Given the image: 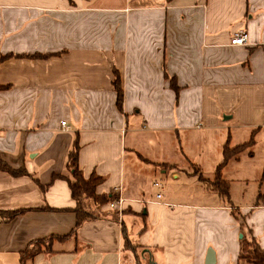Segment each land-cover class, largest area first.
Instances as JSON below:
<instances>
[{
  "label": "crops",
  "instance_id": "1",
  "mask_svg": "<svg viewBox=\"0 0 264 264\" xmlns=\"http://www.w3.org/2000/svg\"><path fill=\"white\" fill-rule=\"evenodd\" d=\"M239 29L247 41L231 45ZM7 55L0 161L26 174L0 169V212L22 210L0 214V264H255L240 247L245 237L264 250V194L236 206L154 187L168 169L177 179L203 162L214 176L225 141L251 135L245 152L262 153L253 178L264 179V0H0ZM75 137L83 177L100 176L96 194L111 197L81 199L92 218L76 229L66 166Z\"/></svg>",
  "mask_w": 264,
  "mask_h": 264
},
{
  "label": "trees",
  "instance_id": "2",
  "mask_svg": "<svg viewBox=\"0 0 264 264\" xmlns=\"http://www.w3.org/2000/svg\"><path fill=\"white\" fill-rule=\"evenodd\" d=\"M7 56H0V61L5 59ZM171 86L176 87V82L174 78H170ZM114 89L116 91V103L118 107H121L122 101V90L120 87V77L118 74L115 75L113 80ZM254 144L253 135L250 139L242 144L236 146H230L229 140L227 139L222 147V160L217 164L214 176L212 180L206 179L198 166H194V172L197 174L198 178L207 183V187L218 193L222 198L229 197V184L222 178V169L229 162L230 159L235 157L241 152L248 150ZM78 151L79 144L77 137L74 138L72 146L67 154L66 166L70 170L71 180L70 189L72 196L78 201L76 208L74 209L77 217L75 229L85 220L92 218V215L83 210L80 205V201L83 198H92L98 203H104L109 201L111 197L106 195L96 194V187L100 184L102 178L94 173H92L88 178H84L78 164ZM250 153V152H249ZM145 160V159H143ZM0 169L7 171L12 176H19L26 174L24 168H11L4 162L0 161ZM22 210H12L0 212L4 220L11 219L15 215L21 213ZM45 243V240L37 241L33 243L30 247L26 248L20 253L21 262H25L27 259L33 257L36 253L42 250L41 245ZM128 243V242H127ZM129 244V243H128ZM240 257L247 260L253 261L255 264H264V250L260 249L256 244L254 239H246L245 237L241 241L240 247Z\"/></svg>",
  "mask_w": 264,
  "mask_h": 264
},
{
  "label": "rangeland",
  "instance_id": "3",
  "mask_svg": "<svg viewBox=\"0 0 264 264\" xmlns=\"http://www.w3.org/2000/svg\"><path fill=\"white\" fill-rule=\"evenodd\" d=\"M240 161L234 162L229 165V169L227 172L229 184V197L221 198V202L226 204L233 203L238 206L240 203H250L249 201L254 199L252 197V191H258L261 194H264V179L255 180L254 170L256 167L261 165L260 163L263 160V155L259 150H256L252 157H249L247 153L244 151L240 155ZM192 163H197L192 161ZM204 163V170L201 168L200 171L203 173V176L207 179H212L211 169L208 167L207 162ZM192 166V164H191ZM239 167L242 170L243 176L248 177V183L245 184L242 181V176L239 177L240 172H236V168ZM193 166L191 167V171H194ZM161 170V169H160ZM235 170V172H233ZM169 169L167 170V174L163 176L156 177V181L160 183L159 187L162 186V189L165 191L171 192V195L174 194L179 199H190L189 201L197 202V201H209V198H218V193H213L212 190L208 189L207 183L202 182L197 174L188 175V173L181 171L179 172V177L174 179L171 177L169 173ZM222 173V172H221ZM153 189L152 182L149 183V190ZM161 189V190H162ZM255 196V194H254Z\"/></svg>",
  "mask_w": 264,
  "mask_h": 264
},
{
  "label": "built area",
  "instance_id": "4",
  "mask_svg": "<svg viewBox=\"0 0 264 264\" xmlns=\"http://www.w3.org/2000/svg\"><path fill=\"white\" fill-rule=\"evenodd\" d=\"M247 37H248V35H247L246 30L239 29L232 34V36L230 38V44L231 45H244L247 41ZM61 126L65 127L66 129L69 128V126H67L65 121H61ZM155 185H158V183L156 182ZM156 196L160 197V194H157ZM118 203H120V200H119V202L111 200L108 203V206L110 209L120 208Z\"/></svg>",
  "mask_w": 264,
  "mask_h": 264
},
{
  "label": "water",
  "instance_id": "5",
  "mask_svg": "<svg viewBox=\"0 0 264 264\" xmlns=\"http://www.w3.org/2000/svg\"><path fill=\"white\" fill-rule=\"evenodd\" d=\"M209 254H208V256H211L212 255V251L211 250H209V252H208ZM212 262V260L210 261V260H207V263L209 264V263H211Z\"/></svg>",
  "mask_w": 264,
  "mask_h": 264
}]
</instances>
